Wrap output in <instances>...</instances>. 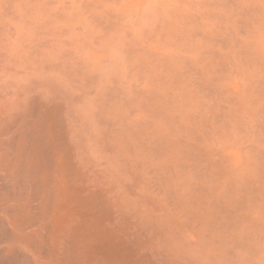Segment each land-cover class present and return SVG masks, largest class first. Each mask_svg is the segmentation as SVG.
Here are the masks:
<instances>
[{
  "label": "bare ground",
  "instance_id": "bare-ground-1",
  "mask_svg": "<svg viewBox=\"0 0 264 264\" xmlns=\"http://www.w3.org/2000/svg\"><path fill=\"white\" fill-rule=\"evenodd\" d=\"M144 1L0 0V264H264V0Z\"/></svg>",
  "mask_w": 264,
  "mask_h": 264
},
{
  "label": "rangeland",
  "instance_id": "rangeland-1",
  "mask_svg": "<svg viewBox=\"0 0 264 264\" xmlns=\"http://www.w3.org/2000/svg\"><path fill=\"white\" fill-rule=\"evenodd\" d=\"M150 1V2H149ZM154 0H145L144 1V4L143 5H141V9H140V11H138V14L136 15L137 16V19H136V23H135V25H133V28L135 29V31H138L139 33H143L144 31H151L150 29H152V30H154L155 28H157L158 29V27H160L159 25H161V24H159L158 22H159V18L161 17V7H163V6H161L160 8H156V5H154V4H156L155 2H153ZM149 3V4H148ZM150 3L152 4L151 6V8L148 6V5H150ZM148 4V5H147ZM145 5L146 6H148L149 8H148V10L149 11H151V12H149L148 10H145V9H147V7L144 9V7H145ZM157 6H158V4H157ZM159 6H160V4H159ZM157 9V10H155V8ZM158 9H159V15H158V13L156 14V11L158 12ZM141 11H142V13H141ZM146 11H147V13H146ZM143 12H144V15H143ZM153 12V13H152ZM155 12V13H154ZM151 13V14H150ZM153 14H156V16H154ZM148 15V16H147ZM142 16V17H141ZM144 16H146V17H144ZM149 16H150V18H149ZM157 18V19H154V18ZM141 18H143V20L141 19ZM146 18H149V19H146ZM152 19V20H151ZM159 19V20H158ZM157 20V21H156ZM152 21H154V22H152ZM155 21H156V23H155ZM145 23V24H144ZM148 23V24H147ZM152 23H153V25H152ZM148 26H147V25ZM157 24H158V27H157ZM143 25V26H142ZM156 25V27L154 28V26ZM146 26V27H145ZM137 28V29H136ZM139 28H141V29H139ZM144 28V29H143ZM149 28V29H148ZM142 29H143V31H142ZM146 29V30H145ZM157 29H155V30H157ZM140 30V31H139ZM142 31V32H141ZM148 32V33H149ZM138 33V34H139ZM161 39V38H160ZM162 40V39H161ZM158 42H160V40L158 41ZM150 57V56H149ZM150 62H152V61H150V58H149V63ZM264 144V143H263ZM263 144L262 145H260V147L261 146H263ZM263 150H264V146L263 147H261ZM255 162V163H254ZM254 164L252 163V165H254V166H252L253 168V174L256 172L258 175L260 174V169H261V167H262V164H260L259 162H258V160H254ZM257 163H259V164H257ZM257 164V165H256ZM259 165V166H258ZM257 166H258V168H257ZM261 166V167H260ZM256 167V168H255ZM256 169V170H255ZM255 171V172H254ZM242 172V171H241ZM242 175V173L239 175L238 174V177H240ZM259 177H260V175H259ZM263 177H264V175H262L261 176V178L263 179ZM261 178H260V182H262V181H264V180H261ZM256 179L257 178H253V179H251V180H249L248 182H250L249 184H251V183H253L254 181L253 180H255V182H256ZM242 182V181H241ZM263 184H262V186L264 187V182H262ZM260 203H262V201H260L259 202V204Z\"/></svg>",
  "mask_w": 264,
  "mask_h": 264
}]
</instances>
